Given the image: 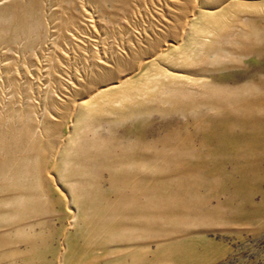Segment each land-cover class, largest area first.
Masks as SVG:
<instances>
[{"label": "rangeland", "instance_id": "obj_1", "mask_svg": "<svg viewBox=\"0 0 264 264\" xmlns=\"http://www.w3.org/2000/svg\"><path fill=\"white\" fill-rule=\"evenodd\" d=\"M3 161L0 264H264V0H0Z\"/></svg>", "mask_w": 264, "mask_h": 264}, {"label": "bare ground", "instance_id": "obj_2", "mask_svg": "<svg viewBox=\"0 0 264 264\" xmlns=\"http://www.w3.org/2000/svg\"><path fill=\"white\" fill-rule=\"evenodd\" d=\"M208 12L212 13L213 11L208 10ZM175 80H177L176 77L168 76V75H166L164 73H161V77H160V79H158L156 81V84L160 85V84H163L164 82H166V83L172 85V84H174ZM179 80L180 81H184L182 79H179ZM193 82L194 81H191L190 83H193ZM112 86L113 85H111L110 88ZM205 87H207V84L205 82H202V88L205 89ZM173 89H175L176 91H189V89L187 87L185 89H182L178 85H175L173 87ZM94 96L95 95L91 96V98H93ZM144 103H145V99L144 98L143 99H137V101H136V103L134 105L135 106H140V105H142ZM98 150L101 151V146H100V148H98ZM95 155H97L96 152H95ZM16 165L17 164L14 163V162H11V163L7 162V161L1 162L0 175L5 173V175L2 176V178H11L13 180L16 179V181H17L18 175L16 174L17 173L16 170L18 169V166H16ZM92 167H96V166L93 165ZM6 173L8 175H6ZM41 178H42L41 175H40V181H39V179L36 178L39 181V183L41 182ZM9 187H10V189H12V191H14V190H16L18 188L17 186L14 188V185L13 186H9ZM70 190H71V192L73 194H75L76 196H78L80 198L82 208H85L83 205H90V207H88L87 209L85 208V211L87 212L88 215L91 216V220L93 222V225L91 223H87V224L84 223L83 228L86 229V231L92 229L90 238L87 239V240H84V242L86 244V246H84L85 247L84 250H87L89 248L88 245L90 244V242L95 241V243H96L99 240L102 241V237H101L102 236V232L101 231L97 232L95 230V218L96 217L100 218L99 221H98V224L105 223V225H104L105 228H108V226H111V224H113V223H124V222L118 220V218H117V215H116L117 206H115V202L114 201H110V197H106L103 192L97 191V192H94V193H86V192H76L77 190H73V189H70ZM24 195H25L24 196L25 200L29 201L31 203V205H39V203H41V201H42V197H41L40 194L32 195V194H30L28 192V193H26ZM102 202L104 203V205L102 207H98V205L100 203H102ZM141 207L142 206H140V208ZM148 207H152V208L155 207L156 208V204L154 202H152V204L150 206H148ZM139 224L142 225L143 222L139 221ZM116 227H119V226L116 225ZM90 239H91V241H90ZM80 244H79V246H80Z\"/></svg>", "mask_w": 264, "mask_h": 264}]
</instances>
